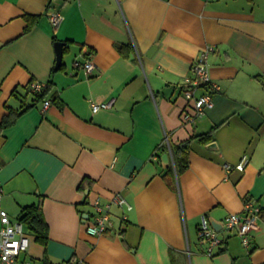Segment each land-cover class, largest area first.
<instances>
[{
  "label": "crops",
  "instance_id": "0c3cea01",
  "mask_svg": "<svg viewBox=\"0 0 264 264\" xmlns=\"http://www.w3.org/2000/svg\"><path fill=\"white\" fill-rule=\"evenodd\" d=\"M53 11L64 15L58 26ZM27 14L39 17L24 33ZM55 39L70 41L58 69ZM129 43L125 57L117 45ZM207 45L215 46L208 63L220 90L214 107L184 126L194 100L180 85ZM257 74L264 75V0H0V124L14 118L12 108L31 105L0 131V210L16 220L41 202L49 225L46 245L25 228L21 262L264 264ZM34 80L51 85L39 102L28 90ZM218 124L213 140L191 141L189 166L178 173L166 138L180 143ZM116 192L130 207L111 203ZM97 196L111 203L114 227L93 236L87 223ZM247 200L262 207L248 246L224 226ZM203 214L223 240L212 256L199 240Z\"/></svg>",
  "mask_w": 264,
  "mask_h": 264
},
{
  "label": "built area",
  "instance_id": "2783aa9c",
  "mask_svg": "<svg viewBox=\"0 0 264 264\" xmlns=\"http://www.w3.org/2000/svg\"><path fill=\"white\" fill-rule=\"evenodd\" d=\"M49 18L54 26H58L64 19V15L59 11L49 13ZM215 51L214 45H207L202 51L198 60L192 64L189 74H187L180 85L181 91L188 100H194V112H186L183 125L195 123L201 118L208 109L214 107V93L220 90V86L215 82L211 75L208 59L209 55ZM80 64V63H77ZM87 73L95 69L92 60H87L84 64ZM46 82L34 80L29 84L31 93H41L46 87ZM199 89L204 91L198 94ZM52 100L47 99L43 102V111H46L51 105ZM112 101L93 103L94 110L100 108H109ZM166 142L169 144L168 137ZM170 149V148H169ZM170 152L172 153L171 149ZM248 155L245 154L237 164V168L243 170L248 162ZM229 167V166H228ZM3 195V188L0 183V198ZM111 203L120 206H129L130 204L122 192H116L113 195ZM111 203L104 204L100 196H97L92 205L94 207L93 217L87 223V232L90 235L98 236L109 232L114 227V220L110 210ZM262 207L253 200H247L244 204L243 211L240 213H230L224 219L226 229L236 232L241 238L244 245L251 243V230L257 227V220L261 215ZM126 216H124L125 218ZM0 263L1 264H32L30 261L21 262L20 257L24 251L29 248L30 237L25 231L24 224L19 220L11 219L5 209L0 210ZM199 240L204 246L206 254L212 256L216 247L223 242L218 232L210 223L206 214L201 216L199 224ZM79 264H88L80 262Z\"/></svg>",
  "mask_w": 264,
  "mask_h": 264
},
{
  "label": "trees",
  "instance_id": "16d2710c",
  "mask_svg": "<svg viewBox=\"0 0 264 264\" xmlns=\"http://www.w3.org/2000/svg\"><path fill=\"white\" fill-rule=\"evenodd\" d=\"M38 17H39V15H34V14H27L26 15L27 25L25 27L24 33L29 32L33 28ZM55 41L57 42L58 40L55 39ZM64 42H66V44H65L66 47L64 46V48H65V51H67L68 43L70 41H64ZM132 47H133V45H132ZM117 48H118L119 52H121V54L124 55L125 57L130 56V51H131V44L130 43L129 44H118ZM61 68H63V64H62ZM255 78L264 87V75L257 74L255 76ZM50 88H51L50 83H47L46 87L42 90L41 93L35 94V100L37 102H39L40 100H44L45 96L50 91ZM28 90L30 92L29 86H28ZM30 106L31 105H27L20 110L12 108L10 115L13 116L14 118L9 119V120L4 119L3 122L0 124V131L3 128L13 124L15 121V117L22 114L24 111H26L28 108H30ZM224 122H221V123H224ZM220 124L214 126L208 132L195 134V135L191 136L190 138L181 141L180 143H173L172 141H169L168 146L173 153L174 164H175V167H176L178 173H182L189 166V160H188V156L186 154H187V151H189V145H190L191 141H193V139H198L201 142L207 143V142L213 140V138H214L213 133H214L215 129ZM166 147L163 148L164 151L167 150ZM86 181H90V180L88 178H85L83 183ZM83 183L81 184L80 188L83 186ZM17 220L21 221L24 224L25 228L28 231H31L35 235L36 240L38 242H40L44 245L47 244L48 239H49V225H48L46 218L44 216L41 202L30 204V205L23 207L21 214Z\"/></svg>",
  "mask_w": 264,
  "mask_h": 264
},
{
  "label": "water",
  "instance_id": "95a60500",
  "mask_svg": "<svg viewBox=\"0 0 264 264\" xmlns=\"http://www.w3.org/2000/svg\"><path fill=\"white\" fill-rule=\"evenodd\" d=\"M66 42L64 41H57L55 43V48H56V51H57V63H56V69L60 68L61 65L63 64V55H64V46H65ZM169 153H165L163 155V160L165 162H169L170 161V158H169Z\"/></svg>",
  "mask_w": 264,
  "mask_h": 264
},
{
  "label": "rangeland",
  "instance_id": "374dc122",
  "mask_svg": "<svg viewBox=\"0 0 264 264\" xmlns=\"http://www.w3.org/2000/svg\"><path fill=\"white\" fill-rule=\"evenodd\" d=\"M67 55V54H66Z\"/></svg>",
  "mask_w": 264,
  "mask_h": 264
}]
</instances>
